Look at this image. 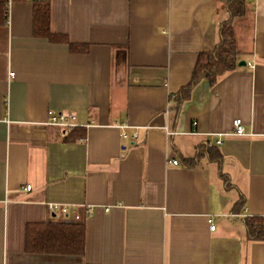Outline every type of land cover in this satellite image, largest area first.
Instances as JSON below:
<instances>
[{
  "label": "crops",
  "instance_id": "crops-1",
  "mask_svg": "<svg viewBox=\"0 0 264 264\" xmlns=\"http://www.w3.org/2000/svg\"><path fill=\"white\" fill-rule=\"evenodd\" d=\"M5 1L0 264H264V242L243 224L264 217V0L233 20L245 66L201 81L179 110L170 97L216 44L218 0ZM34 1L49 3L50 30L67 42L34 36ZM48 112L77 126H50ZM234 119L244 136L231 135ZM218 138L229 189L207 156L183 162ZM27 223L84 224V253H26Z\"/></svg>",
  "mask_w": 264,
  "mask_h": 264
},
{
  "label": "trees",
  "instance_id": "trees-1",
  "mask_svg": "<svg viewBox=\"0 0 264 264\" xmlns=\"http://www.w3.org/2000/svg\"><path fill=\"white\" fill-rule=\"evenodd\" d=\"M219 11L223 13L217 24V39L214 48L197 55L189 81L173 96L170 103L173 110H179L181 104L190 98L194 87L201 81L213 86L219 78L233 71L238 65V49L233 30V20L242 18L246 13V0H218ZM33 34L53 42H67L64 36L50 30V6L43 1H34L32 9ZM7 2L0 0V25L7 22ZM73 51H86L87 46L68 44ZM217 165L218 178L225 189L230 188L228 178L222 174L220 164L222 156L215 147L204 146L193 158L184 159L187 166H195L201 156ZM243 199L240 197L233 205V211L239 212ZM246 238L249 241L264 242V217H246L243 219ZM85 246V227L79 223H27L25 226V252L32 254L82 255Z\"/></svg>",
  "mask_w": 264,
  "mask_h": 264
},
{
  "label": "built area",
  "instance_id": "built-area-1",
  "mask_svg": "<svg viewBox=\"0 0 264 264\" xmlns=\"http://www.w3.org/2000/svg\"><path fill=\"white\" fill-rule=\"evenodd\" d=\"M14 73H10V77H13ZM48 117H47V124L50 125V126H53V127H57L59 128L60 130H63V131H69L73 128H75L77 126L76 124V117L74 114L72 113H54V112H48L47 113ZM193 125H196V123H193ZM122 131H121V138H127V134L125 133V131L123 129H125L124 126H122L120 128ZM168 135L172 134V133H169L167 132ZM231 135L233 136H244V129H243V126H242V123L239 119H234L232 121V132H231ZM131 139L132 140H136L137 139V134L134 133L132 136H131ZM212 145H215V146H220L221 145V139L218 138L217 141H215L214 143H211V142H207V146L208 147H211ZM171 163L173 165H177V161H171ZM31 190V187L30 186H25L23 187L22 191L24 192H29ZM48 209L51 211V212H54L55 210L58 209V211H60L62 214L66 215L67 216V212L69 210V207L66 206V205H60V204H48L47 205ZM105 211H108V209H105ZM86 213H87V216H89L91 213H92V207H87L86 209ZM79 218L78 216H76V219ZM208 224H209V229L211 231L214 230V226L212 225V220L209 218L208 219Z\"/></svg>",
  "mask_w": 264,
  "mask_h": 264
},
{
  "label": "water",
  "instance_id": "water-1",
  "mask_svg": "<svg viewBox=\"0 0 264 264\" xmlns=\"http://www.w3.org/2000/svg\"><path fill=\"white\" fill-rule=\"evenodd\" d=\"M237 66H239V67H241V66H245V62L240 61V62H238V65H237Z\"/></svg>",
  "mask_w": 264,
  "mask_h": 264
}]
</instances>
